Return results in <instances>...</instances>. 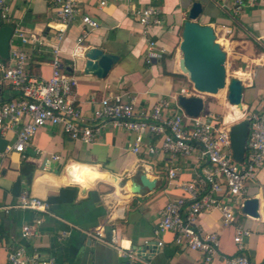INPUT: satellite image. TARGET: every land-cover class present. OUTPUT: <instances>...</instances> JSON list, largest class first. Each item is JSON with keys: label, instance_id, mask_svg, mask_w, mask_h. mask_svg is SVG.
Masks as SVG:
<instances>
[{"label": "crops", "instance_id": "crops-1", "mask_svg": "<svg viewBox=\"0 0 264 264\" xmlns=\"http://www.w3.org/2000/svg\"><path fill=\"white\" fill-rule=\"evenodd\" d=\"M195 1L203 6L198 22L214 27L217 40L228 50V59L235 64V72L242 69L249 75L247 80L242 79L243 109H261L264 106V0H134L132 3L81 0V11L97 19L99 26L88 32L86 48L82 49L84 54L75 58L72 50L83 32L81 18L70 25L65 38L59 41V6L52 1L7 0L10 21L4 24L35 35V40L28 43L13 36L11 43V48L18 45L30 54L28 70L32 75L48 79L53 70L54 47L60 48L62 68L78 80L70 98L86 115L92 113L101 98L118 93L133 100L138 111L152 108L164 97L171 99L172 108L176 109L181 89L192 82L185 78L179 61L184 23ZM148 4L159 6L161 11L159 21L153 23L151 32L146 34L134 10ZM259 37L261 39H257ZM150 39L157 42L152 48L156 56L148 61ZM94 46L119 56L105 77L96 74L90 66L92 60L85 56ZM2 94L9 99L15 92L7 87ZM221 103L227 108L232 105L225 98ZM238 119L240 116L230 121L234 123ZM15 139V130L0 134V152ZM152 141L158 143L156 138ZM133 142L132 132L108 126L92 144H86L70 138L60 125L49 124L39 128L25 156L17 152L9 154L0 175V264H8L9 248L19 244L43 256H54L59 264H128L117 248L85 233L101 224H105L108 239L116 237L125 247L141 251L142 258L134 264H228V256L237 251L234 241L237 226L251 230L250 235L244 236L251 260H264V168L248 185L246 193V198L260 199L261 217L250 216L240 208L236 210L235 222L225 226L218 209L200 216L198 222L202 228L217 230L221 239L219 254L208 261L202 252L178 246L171 231L159 237L154 234L161 209L169 201L185 195L179 184L196 179L195 161L179 154L172 156L160 147L153 154L147 150L134 152ZM73 166H87L104 174L109 172L122 189L105 178L85 186L81 177L75 179L76 175L70 173L69 167ZM171 167L178 168L172 180L167 178ZM142 171L151 179H157L158 184L154 189L134 193L131 183ZM19 178L21 191L15 195L13 186ZM62 187L77 188L74 200L49 203L50 213L31 208L9 211L1 208L15 203L25 191L47 200ZM41 216L43 222L29 238H23L22 226L33 224ZM64 231L67 235L61 239ZM160 240L164 241L162 247L158 246Z\"/></svg>", "mask_w": 264, "mask_h": 264}, {"label": "built area", "instance_id": "built-area-1", "mask_svg": "<svg viewBox=\"0 0 264 264\" xmlns=\"http://www.w3.org/2000/svg\"><path fill=\"white\" fill-rule=\"evenodd\" d=\"M49 1L59 6V41L65 38L70 25L78 17L81 18L83 32L75 42L72 56L75 58L84 54L82 49L86 48L87 34L99 26L98 20L81 11V0ZM9 9L7 0H0V18L3 23L10 21ZM160 11V7L154 4L142 5L134 10L144 33L151 32L152 24L159 21ZM14 33L13 36L25 43L35 40V35H28L20 28L14 29ZM13 39L14 37L11 43ZM156 43L155 40H149L148 61L156 56L152 51ZM59 52L60 48L55 46L53 70L48 79L29 73L30 54L18 45L10 49L8 59L0 57V134L8 130L16 132L15 142L0 152V175L4 170L6 157L13 152L25 156V151L42 126L60 125L70 138L86 144H92L108 126L125 129L134 135V152L147 150L153 154L160 147L163 152L172 156L179 154L192 157L195 161L198 168L196 179L179 184L185 195L169 201L161 209V218L154 228V234L159 237L165 231H171L178 246L202 252L211 261L220 252V235L217 230L205 231L198 220L203 213L216 209L221 211L225 226L233 224L237 219L236 210L243 206L248 185L255 181L259 171L264 168V106L251 111L240 109V119L249 120V134L245 158L238 161L233 156L231 146L230 130L233 122L212 111L203 110L198 116H190L178 103L176 109L172 108L173 102L168 97L161 98L152 108L138 111L133 100L120 93L113 94L101 98L90 115L84 114L70 98L78 80L62 68ZM7 87L15 92L9 99H5L2 94ZM180 93L186 96L203 95L193 82L190 86L183 87ZM154 138L158 143H153ZM177 169L171 167L167 178L174 179ZM49 207L47 200L25 191L15 203L1 208L6 211L11 208H31L45 214L50 213ZM42 222L43 216L36 218L33 224H24L21 236L29 238ZM236 231L234 241L237 251L228 256V264H264V260L252 261L246 252L244 236L250 235L251 230L237 226ZM85 233L117 248L128 264H134L142 258L139 249L125 247L116 237L108 239L105 224L85 230ZM66 235L64 231L60 238ZM163 245L164 241L160 240L158 246ZM8 264L59 263L54 256H43L39 251L19 244L9 248Z\"/></svg>", "mask_w": 264, "mask_h": 264}, {"label": "water", "instance_id": "water-1", "mask_svg": "<svg viewBox=\"0 0 264 264\" xmlns=\"http://www.w3.org/2000/svg\"><path fill=\"white\" fill-rule=\"evenodd\" d=\"M203 11L202 3L193 2L189 9V18L184 23L182 40L180 43L181 58L179 61L181 70L186 73L194 86L201 93L216 94L220 89L228 87L227 98L230 104L244 108V85L240 78L233 77L227 84V52L217 40L215 29L211 24H201L198 18ZM14 34V26L4 24L0 18V57H10L11 40ZM91 61V68L98 76L105 77L118 60L119 56L105 52L102 48L94 46L85 53ZM179 104L190 116H198L203 112L206 101L203 95H183L178 98ZM249 134V120L241 119L231 125L230 136L233 156L238 161H243L246 155L247 138ZM158 184L157 179H151L145 171L139 172V178L133 179L130 189L134 193H142L154 189ZM21 191V179H17L13 186V194ZM77 193V188L62 187L58 194L47 198L49 203L72 202ZM260 199L247 197L242 206V211L250 216L259 218ZM264 214V203L262 205Z\"/></svg>", "mask_w": 264, "mask_h": 264}, {"label": "bare ground", "instance_id": "bare-ground-1", "mask_svg": "<svg viewBox=\"0 0 264 264\" xmlns=\"http://www.w3.org/2000/svg\"><path fill=\"white\" fill-rule=\"evenodd\" d=\"M235 74L237 76H239L240 78H242L243 80H247L249 78L248 73L245 70H242V69H239L238 71H236ZM224 90H225V88L220 89L219 93H216V95H222ZM228 108H229V110L226 111L227 120H230V119H233V118L235 119V118L240 116L241 110H240L239 106L232 104ZM69 171H70V173L72 175L73 174L76 175V176H73L75 179L78 178V177H81L82 180L85 181V184H84L85 186H89L90 183L94 182L98 178H105L106 181L112 182V183H114V184L119 186L118 180H115V177L112 176V174H110L109 172L104 174V173H101V172H97L94 169L89 168L87 166H84L83 168L82 167L81 168H79V167L78 168H74V166L71 167V168L69 167Z\"/></svg>", "mask_w": 264, "mask_h": 264}, {"label": "rangeland", "instance_id": "rangeland-1", "mask_svg": "<svg viewBox=\"0 0 264 264\" xmlns=\"http://www.w3.org/2000/svg\"><path fill=\"white\" fill-rule=\"evenodd\" d=\"M242 67H244V69H246L247 66L243 65ZM226 69H227V84L230 82L231 78L236 77L237 75L235 74V64L231 62L230 59H228L227 56V61H226ZM185 78L188 79V75H185ZM228 87L225 88L224 92L222 95H215V94H209V93H203V96L205 98L206 101V106L204 111L207 110H211L212 112L219 114L220 116H225V113L227 110H229L227 108V106H224L221 103V100L223 98H225V101L229 103L228 98H227V94H228ZM246 99V97H245ZM241 119H238L237 121H239ZM236 121V122H237ZM235 123V122H234ZM233 123V124H234Z\"/></svg>", "mask_w": 264, "mask_h": 264}, {"label": "trees", "instance_id": "trees-1", "mask_svg": "<svg viewBox=\"0 0 264 264\" xmlns=\"http://www.w3.org/2000/svg\"><path fill=\"white\" fill-rule=\"evenodd\" d=\"M30 73V72H29ZM31 74V73H30ZM32 75V74H31Z\"/></svg>", "mask_w": 264, "mask_h": 264}]
</instances>
